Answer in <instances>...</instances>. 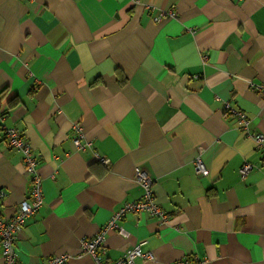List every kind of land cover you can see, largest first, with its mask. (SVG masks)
I'll return each mask as SVG.
<instances>
[{
  "label": "crops",
  "instance_id": "crops-1",
  "mask_svg": "<svg viewBox=\"0 0 264 264\" xmlns=\"http://www.w3.org/2000/svg\"><path fill=\"white\" fill-rule=\"evenodd\" d=\"M136 1L0 0L2 124L28 142L42 186L17 263L94 264L80 241L140 197L139 169L168 221L126 213L123 235L105 234V260L143 243L153 259L133 264H264V149L247 136L264 137V97L251 87L264 83V0ZM149 7L176 18L153 21ZM199 150L207 176L193 169ZM28 191L0 130V213Z\"/></svg>",
  "mask_w": 264,
  "mask_h": 264
},
{
  "label": "built area",
  "instance_id": "built-area-1",
  "mask_svg": "<svg viewBox=\"0 0 264 264\" xmlns=\"http://www.w3.org/2000/svg\"><path fill=\"white\" fill-rule=\"evenodd\" d=\"M30 1V0H27ZM137 3L136 0H134ZM149 13H155L153 21H160L163 19H175L176 14L174 11H156L149 7ZM202 57V61H205ZM252 89L264 97V83L260 85H251ZM224 114L234 118L237 121L238 127L242 131H247L248 120L246 116L231 108L228 103L223 106ZM4 116L0 112V130L3 133L4 142L8 149L16 151L21 155V165L25 176L29 178V191L27 197L23 199L15 209L11 216H5L0 213V249L3 264H18L15 255L16 240L25 226L28 219L33 217L42 206V186L41 178L37 172V161L33 156L28 142L24 139L21 133L15 128H6L3 126ZM74 138L72 145L75 150L82 151L88 146V143H82V134L79 126H73ZM258 148L264 149V137L261 134H248ZM201 151L193 160V169L197 175L207 176L208 171L200 158ZM102 164L106 165L107 161L98 159ZM251 170V166L244 163L240 168L242 176L246 175ZM133 182L141 191L140 197L133 201L124 203L122 207L114 212L107 224L103 227L97 235L90 239H83L80 241V253L89 256L94 264H133L136 259L152 260L153 257L150 253H144L141 250L143 243H138L133 247L127 249L121 258L116 261L108 262L105 260L104 251V237L109 231L117 232L123 235V231L119 227V222L122 220L126 213H143L151 218L157 219L160 225H165L168 221L167 213L156 202L153 194V180L142 170H135L133 174ZM1 194V193H0ZM69 257L68 255L55 256L47 259L42 264H66ZM199 259H181L174 264H201Z\"/></svg>",
  "mask_w": 264,
  "mask_h": 264
}]
</instances>
